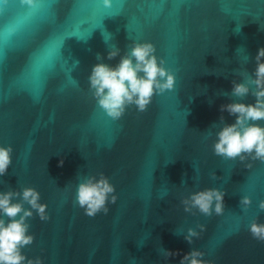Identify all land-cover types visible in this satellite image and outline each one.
<instances>
[{"label":"water","instance_id":"water-1","mask_svg":"<svg viewBox=\"0 0 264 264\" xmlns=\"http://www.w3.org/2000/svg\"><path fill=\"white\" fill-rule=\"evenodd\" d=\"M145 40L176 73V87L156 94L147 111L129 106L112 121L89 91L91 68L98 54L118 63L107 58L112 45L123 55ZM261 46L264 0H113L110 8L103 0H0V144L14 149L0 191L35 187L50 215L29 218L27 257L180 264L199 248L210 264H264V242L248 230L253 219L264 223V162L213 151L221 116L235 121L220 106L236 98L219 93H231L243 68L253 72ZM100 172L118 199L107 215L89 217L75 191ZM208 187L225 191L223 213L185 212L183 197ZM244 195L253 201L246 212ZM199 224L205 230L189 243L187 229ZM161 248L179 255L166 259Z\"/></svg>","mask_w":264,"mask_h":264},{"label":"clouds","instance_id":"clouds-1","mask_svg":"<svg viewBox=\"0 0 264 264\" xmlns=\"http://www.w3.org/2000/svg\"><path fill=\"white\" fill-rule=\"evenodd\" d=\"M35 0H24L33 5ZM105 7H112L113 0H103ZM120 57L118 63L111 65L103 62V56L98 54L100 61L92 66L89 75V91L98 107L112 120H120L129 106H135L137 111H147L156 94L174 90L176 73L166 67L167 61L157 55L156 45L149 41H134L130 48L121 55V49L115 44L107 53L108 60ZM250 59L246 57L245 63ZM78 65L79 61H75ZM255 69L249 72L247 68L240 70L243 80H233L230 95L236 99L220 106L221 112H227L235 117L233 123L225 122L221 116L219 130L215 133L217 139L213 144L214 154L225 159L245 162H264V46H261L255 56ZM249 94L255 97L254 103L244 102ZM214 124L212 127H216ZM211 135V132H209ZM13 146L0 144V175H5L13 162ZM63 161L61 160V164ZM245 167L251 168L247 163ZM214 178L216 173L211 174ZM185 183L186 182H182ZM116 186L110 177L100 172L97 175L83 177L78 183L74 203L84 210L85 215L95 217L100 213L107 215L109 203L115 204L118 195ZM167 193L165 192V195ZM225 191L218 187H208L194 191L181 200L185 212L198 210L201 214L211 217L219 216L224 211ZM163 199V196L160 197ZM252 197L244 195L240 205L246 212L252 205ZM28 205V207H25ZM48 204L41 202V193L32 186L20 189L0 191V264H44L41 257L28 258L23 249L35 240V234L30 233L29 218L38 215L41 221L50 219ZM258 209L264 211V200H260ZM189 227L184 238L193 243L202 235L205 225ZM251 236L264 242V223L253 219L248 227ZM178 234V233H177ZM138 246H143L142 244ZM165 258L179 255V252L161 248ZM205 252L193 248L183 255L180 264H210L203 259ZM134 259V258H133Z\"/></svg>","mask_w":264,"mask_h":264}]
</instances>
